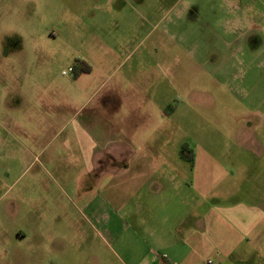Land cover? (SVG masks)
Masks as SVG:
<instances>
[{"label":"rangeland","instance_id":"rangeland-1","mask_svg":"<svg viewBox=\"0 0 264 264\" xmlns=\"http://www.w3.org/2000/svg\"><path fill=\"white\" fill-rule=\"evenodd\" d=\"M37 1L0 0V264H22L17 236L28 227L48 241L53 225L59 258L28 264H127L125 258L171 253L213 258L214 211L227 217L244 207L246 187L264 190L256 181L264 152L245 150L264 144L255 114L264 110L256 103L264 86L245 94L230 83L235 69L218 44L199 55L152 54L150 96L134 104L133 116L132 103L113 104L122 107L113 123L103 101L131 61L105 75L94 70L75 87L74 73L63 72L82 59L79 43L43 36ZM109 75L89 100L93 88L85 81L96 89ZM184 147L191 162L181 158ZM246 161L254 183L244 180ZM230 192L240 194L224 195ZM34 209L41 210L37 223ZM186 225L188 247L172 234Z\"/></svg>","mask_w":264,"mask_h":264},{"label":"crops","instance_id":"crops-1","mask_svg":"<svg viewBox=\"0 0 264 264\" xmlns=\"http://www.w3.org/2000/svg\"><path fill=\"white\" fill-rule=\"evenodd\" d=\"M37 4L41 16L36 23L43 30L42 35L51 36L52 39H74L75 43H79V54L83 56L76 61L91 67L90 73L74 78L71 83L75 87L81 77L94 70L105 75L108 71L115 72L127 66L124 63L131 61L127 67L128 74L113 84L103 101L106 108L111 107L112 111L105 110H108L106 114L113 123L114 109L122 108H114L113 104L132 103L130 113L133 116L134 104L145 102L150 96L153 71L147 56L152 54L170 56L185 51L187 54L199 55L205 50L213 51L218 44L229 56L235 69L230 83L232 81L245 94L247 89L264 86V0H38ZM49 12L51 17L48 16ZM48 23L50 25L46 28ZM206 39L212 40L213 44L207 43L205 46L203 43ZM19 50H15V55L22 66L23 52ZM110 78L111 75L105 76L96 89V82L91 79L85 81L93 88L89 100L111 82ZM140 78L144 80L142 85ZM0 82L5 84V80ZM40 93L44 95L43 88ZM256 103L264 105V100H257ZM255 114L263 129L264 110L260 107V111L256 110ZM251 130L255 131L254 128ZM261 134H264V130H261ZM257 148L261 153L264 152V144L246 146L245 150L256 151ZM249 165L252 166L251 162L246 161L244 180L254 183L253 177L258 176L255 170L251 173ZM260 175L256 181L263 184L264 172ZM230 176L232 180L234 176ZM230 194L236 196L240 193L224 195ZM197 197L200 198L199 195ZM244 197V207L230 208L227 217L224 214L226 210L214 211L213 258L171 253L164 258H125L127 264H264V190L246 187ZM33 211V223H37L41 210ZM240 213H243V217L237 223ZM28 228L17 236L23 242L24 250L22 248L18 256L22 264L34 260L38 263L43 258H59L55 254L57 242L54 225L51 240L48 241L38 237L35 239L32 232L38 230ZM188 230L186 225L180 236L171 232L180 239L182 245L188 247Z\"/></svg>","mask_w":264,"mask_h":264},{"label":"trees","instance_id":"trees-1","mask_svg":"<svg viewBox=\"0 0 264 264\" xmlns=\"http://www.w3.org/2000/svg\"><path fill=\"white\" fill-rule=\"evenodd\" d=\"M91 72V67L87 64H80L79 62L75 63L73 67V76L74 78H78L82 74H88ZM181 158L186 161L193 160V152L189 150L187 147L182 149Z\"/></svg>","mask_w":264,"mask_h":264},{"label":"built area","instance_id":"built-area-1","mask_svg":"<svg viewBox=\"0 0 264 264\" xmlns=\"http://www.w3.org/2000/svg\"><path fill=\"white\" fill-rule=\"evenodd\" d=\"M68 73H73V68H69L68 72H63V75H67Z\"/></svg>","mask_w":264,"mask_h":264}]
</instances>
